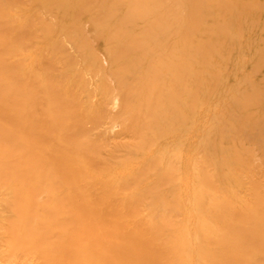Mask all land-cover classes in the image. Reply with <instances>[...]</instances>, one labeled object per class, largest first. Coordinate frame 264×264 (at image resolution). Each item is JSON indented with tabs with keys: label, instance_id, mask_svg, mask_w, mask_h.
<instances>
[{
	"label": "bare ground",
	"instance_id": "obj_1",
	"mask_svg": "<svg viewBox=\"0 0 264 264\" xmlns=\"http://www.w3.org/2000/svg\"><path fill=\"white\" fill-rule=\"evenodd\" d=\"M0 264H264V0H0Z\"/></svg>",
	"mask_w": 264,
	"mask_h": 264
}]
</instances>
